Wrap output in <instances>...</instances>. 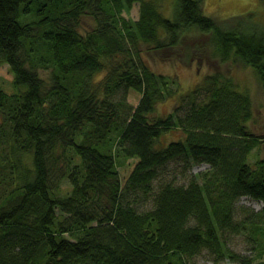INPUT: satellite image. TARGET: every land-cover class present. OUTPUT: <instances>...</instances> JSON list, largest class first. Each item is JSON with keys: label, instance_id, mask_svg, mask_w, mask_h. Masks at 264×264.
Segmentation results:
<instances>
[{"label": "trees", "instance_id": "16d2710c", "mask_svg": "<svg viewBox=\"0 0 264 264\" xmlns=\"http://www.w3.org/2000/svg\"><path fill=\"white\" fill-rule=\"evenodd\" d=\"M153 2L0 0V65L13 77L0 88V264H189L203 252L264 264V155L248 161L264 136L250 129L249 92L214 72L155 115L178 89L143 58L193 33L192 49L253 67L264 90V28L253 13L228 27L204 0L172 1L173 19ZM134 5L138 18L124 16ZM178 161L181 173L207 167L161 179ZM243 195L262 208L238 206Z\"/></svg>", "mask_w": 264, "mask_h": 264}, {"label": "rangeland", "instance_id": "374dc122", "mask_svg": "<svg viewBox=\"0 0 264 264\" xmlns=\"http://www.w3.org/2000/svg\"><path fill=\"white\" fill-rule=\"evenodd\" d=\"M169 0H163L161 3V9L163 15L167 18L173 19V6ZM203 13L206 16L213 17L222 23H225L228 27H233L240 20H231L234 17L241 16L248 13L254 14V19L259 26L264 28V0H204ZM124 16L137 19L138 18V5H134L130 12L124 13ZM250 19L243 20L244 23H248ZM82 28H87V23L83 24ZM188 42H183L180 47H177L175 51L168 56L164 50L150 51L147 49V53H144L145 62L151 66V68L162 74L172 76L176 80V86L178 93L176 96L168 97L157 103L155 115H166L174 109L177 105L178 95L191 89L194 85L199 83L203 77L207 74H213L214 72H221L231 76L234 81L242 90L249 92L252 105H253V116L249 122L250 129L255 135L264 136V90L262 89L254 68L251 66L242 65L239 62H228L221 63L218 60H211L207 57L208 53L205 52L203 55L199 48L192 49V40L195 38L193 33L186 35ZM204 40L206 39L203 38ZM186 40V41H187ZM184 48H190L189 57L190 60L184 61L180 54ZM179 53L178 58L176 55ZM183 53V51H182ZM12 74L9 71L7 64L0 65V88L4 91H12ZM140 99V95L130 90L128 94V101L130 104L136 106ZM181 133L179 130L169 133L168 136H164L163 140H172L179 138ZM167 141L166 143H168ZM260 145L248 156L249 163H253L258 157L264 155V146ZM181 163L171 162L168 164L166 171L161 179L164 180H175L176 183H185L186 179L201 170H204L207 165H195L188 172L181 173ZM127 171V169L125 170ZM238 206H244L258 211L262 208V202L253 200L249 196H241L239 199ZM228 244L234 250L241 254H249L248 247L245 245L243 239L239 236H231L228 238ZM189 264H216L209 259L206 252L201 253L199 256L194 258ZM219 264H231L227 261Z\"/></svg>", "mask_w": 264, "mask_h": 264}, {"label": "bare ground", "instance_id": "6f19581e", "mask_svg": "<svg viewBox=\"0 0 264 264\" xmlns=\"http://www.w3.org/2000/svg\"><path fill=\"white\" fill-rule=\"evenodd\" d=\"M154 2L153 3H156L157 2V6L159 7V10L162 12V9H161V3H162V1L163 0H153ZM169 1H174V0H169ZM263 1V0H262ZM172 8V4L170 5V9ZM138 14H139V5H138ZM210 17V16H209ZM213 18V17H212ZM215 19V18H214ZM217 20V19H216ZM205 36L206 35H201V37L198 39V40H200V41H202V40H204L203 38H205ZM186 40H187V38H186ZM185 39H183V40H181L179 43H177L176 45H174V46H170V47H166L165 49H164V51L167 53V55H169V56H172L171 54L175 51V49L177 48V47H180L181 46V44H183V42H188V40L186 41ZM191 48V47H190ZM189 48V49H190ZM188 48H184L182 51L183 52H185L186 50H189ZM182 51H181V53H182ZM180 53V54H181ZM177 57L179 56V53L176 55ZM178 58H181V57H178ZM228 62H231V61H228ZM227 62V63H228Z\"/></svg>", "mask_w": 264, "mask_h": 264}]
</instances>
